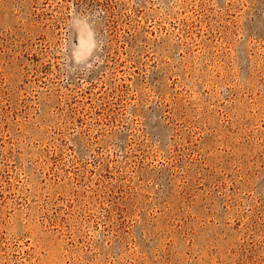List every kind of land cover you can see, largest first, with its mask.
I'll list each match as a JSON object with an SVG mask.
<instances>
[{"label": "rangeland", "instance_id": "1", "mask_svg": "<svg viewBox=\"0 0 264 264\" xmlns=\"http://www.w3.org/2000/svg\"><path fill=\"white\" fill-rule=\"evenodd\" d=\"M0 264H264V0H0Z\"/></svg>", "mask_w": 264, "mask_h": 264}]
</instances>
